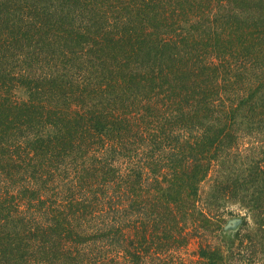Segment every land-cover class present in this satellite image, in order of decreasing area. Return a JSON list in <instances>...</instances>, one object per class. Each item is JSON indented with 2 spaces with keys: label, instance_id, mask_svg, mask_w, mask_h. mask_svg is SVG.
Instances as JSON below:
<instances>
[{
  "label": "trees",
  "instance_id": "1",
  "mask_svg": "<svg viewBox=\"0 0 264 264\" xmlns=\"http://www.w3.org/2000/svg\"><path fill=\"white\" fill-rule=\"evenodd\" d=\"M0 264H264V0H0Z\"/></svg>",
  "mask_w": 264,
  "mask_h": 264
},
{
  "label": "rangeland",
  "instance_id": "2",
  "mask_svg": "<svg viewBox=\"0 0 264 264\" xmlns=\"http://www.w3.org/2000/svg\"><path fill=\"white\" fill-rule=\"evenodd\" d=\"M240 222V215L237 214V212H233L232 214H228L226 216V222L223 225L222 230V237L224 240L228 241L232 239L235 228Z\"/></svg>",
  "mask_w": 264,
  "mask_h": 264
},
{
  "label": "water",
  "instance_id": "3",
  "mask_svg": "<svg viewBox=\"0 0 264 264\" xmlns=\"http://www.w3.org/2000/svg\"><path fill=\"white\" fill-rule=\"evenodd\" d=\"M237 226H238V225H237ZM237 226H236L235 230L237 229Z\"/></svg>",
  "mask_w": 264,
  "mask_h": 264
}]
</instances>
